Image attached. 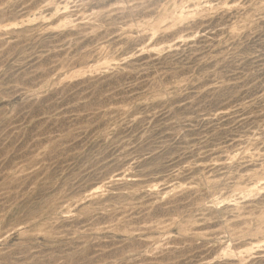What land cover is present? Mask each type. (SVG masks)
I'll return each instance as SVG.
<instances>
[{
  "label": "rangeland",
  "instance_id": "1",
  "mask_svg": "<svg viewBox=\"0 0 264 264\" xmlns=\"http://www.w3.org/2000/svg\"><path fill=\"white\" fill-rule=\"evenodd\" d=\"M0 264H264V0H0Z\"/></svg>",
  "mask_w": 264,
  "mask_h": 264
}]
</instances>
